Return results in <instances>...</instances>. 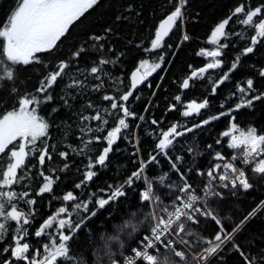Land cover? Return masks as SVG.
I'll use <instances>...</instances> for the list:
<instances>
[{
    "label": "snow or ice",
    "instance_id": "obj_1",
    "mask_svg": "<svg viewBox=\"0 0 264 264\" xmlns=\"http://www.w3.org/2000/svg\"><path fill=\"white\" fill-rule=\"evenodd\" d=\"M168 4L169 10L149 30L148 37L129 38L121 47L114 39L119 37V25L139 19L143 5L134 2L121 5L111 21L97 23L74 36L85 20L105 6V0H3L0 3L3 9L0 88L10 82L12 87L7 92L15 96L19 91L16 82L21 68L46 70L40 74L33 90L24 91L10 108L0 112V245H3L0 264H79L71 252L70 240L79 230L87 228L100 210L127 196V190L137 182L145 184L138 191L139 203L147 204L153 188L146 175L150 167L158 169L154 177L162 182L159 186L164 182L172 183L174 175L191 190L192 176L201 178L203 187L196 191L205 196V201L222 200L225 193L232 196L248 193L257 186V181L264 183V132H258L256 127L240 131L235 122L239 110H253L258 104L264 106V84L261 83L264 82V65L258 68L249 65L254 74L233 80L250 54L264 51V2L253 5L251 0H234L226 14L217 18L204 41L208 46H201L195 52V56L203 60L188 63L184 73L172 79L176 93L171 95L164 115L156 118L149 113V105L156 106L152 100L146 101L142 110L131 105L141 100L137 95L141 86L168 91L163 85L169 69L182 46L194 39L186 26L198 23L199 17V13L192 14L191 0H168ZM237 26L240 31L236 30ZM248 31L251 34L247 36V43L237 48L232 38L243 40ZM70 38L69 54L50 66L46 58L60 54ZM132 49L138 51V56L130 58ZM232 49H236L235 55L226 60V54ZM198 83L208 86L207 94L199 100L188 99L186 90ZM227 83H231V90L218 99V90ZM155 90L152 97H156ZM214 102H218L216 113L198 122L185 119L164 123L169 112L178 111L183 118L199 117L202 110L213 107ZM142 113L148 114V118ZM221 117L230 120V126L219 135L231 136L228 146L232 149L244 146L240 165L235 155L228 158L214 149L213 144L221 145L220 139L206 144L210 157L206 167L197 161L203 153L195 135L187 148L190 162L183 154L176 153L177 138L195 130L209 131L203 126ZM130 120L136 122L135 128ZM141 123L155 126L151 130L145 128L147 135L156 141L146 157L141 154L136 131ZM61 129L65 138L69 132L74 133L73 142L67 143L65 150L57 151L56 144L50 142L55 139L51 131ZM121 139L132 144V155L137 157L133 163L137 167L123 180L93 191L94 178L107 168L106 161L114 146L116 151L121 150L118 146ZM92 143L102 148L94 159L87 158L83 170L77 169L75 191L68 190L56 198L61 201L60 206L30 233L36 219V197L51 194L60 179L59 173L69 169L70 158L84 155L81 145ZM161 158L167 164V171L163 170ZM56 160L61 161L62 167L56 165ZM32 168L42 178L34 197H30L29 191L16 190ZM261 212H264V199L234 223L230 231L215 211L210 215L201 213L200 218H210L217 226L201 244L206 264H264V248L254 250L256 246L251 242L242 244L237 240L247 223ZM191 223L199 225L201 220L194 219ZM30 235L46 237L47 242L37 248L29 242ZM150 236L155 238V232L144 233L135 246H129L122 256L116 257L115 264H149L148 253L164 247L159 240L153 246ZM236 253L238 257L233 258Z\"/></svg>",
    "mask_w": 264,
    "mask_h": 264
},
{
    "label": "trees",
    "instance_id": "obj_2",
    "mask_svg": "<svg viewBox=\"0 0 264 264\" xmlns=\"http://www.w3.org/2000/svg\"><path fill=\"white\" fill-rule=\"evenodd\" d=\"M2 2L3 0H0V3ZM129 2L143 5V8L139 19H135L134 22H126L119 25V37L114 39L121 47L124 46L126 40L129 38L139 36L148 37L149 30L154 24L158 23L159 19L170 8L168 0H105V6L85 20L73 35L82 34L84 30L95 27L97 23L102 24L111 21L114 18L116 9ZM261 2H264V0H251L253 5ZM233 3L234 0H191L192 14L199 13L198 23H190L186 27L194 39L191 42H186L182 46L173 65L169 69L163 85L168 91L161 92L160 90H155L154 87L150 89L141 86V91L137 93V95L141 96V100L134 102L131 105L133 108L142 110L146 101L152 100L156 106L149 105V113L156 118L164 115L167 103L171 102V95L176 93L175 87L171 84L172 79L183 74L188 63H199L203 60V58L196 57L195 52L201 46H208L204 41H206V36L210 32V26L214 24L217 18L224 16L228 7ZM2 14L3 9H0V15ZM140 20L143 21L142 24ZM236 30L240 31L241 29L237 26ZM250 34V31L245 32L243 40H239L236 37L232 38L237 43V48L247 43V36ZM176 38V36L172 37L173 40H176ZM70 45L71 38L62 46L60 54L46 58L51 62L50 66H54L58 59H62L69 54ZM235 51L236 49L229 51L226 54V60L232 59ZM129 56L130 58L138 56V51L135 49L130 50ZM249 65H254L257 68L264 65V51L258 50L255 55L250 54L244 62V67L235 74L233 80H240L246 78L247 75L254 74L253 69ZM45 71L41 67L33 68L26 66L21 68L18 73L19 80L16 82L19 91L15 96L9 95L7 92V89L12 87L10 82L5 83L4 87L0 88V112L10 108L14 104L15 99L24 91L33 90L37 85L40 74ZM261 83L264 84V82ZM231 87V83H227L226 86H221V89L218 90V99L222 98L223 94L231 90ZM207 88L208 86L206 84L201 86L198 83L194 88L186 90L187 98L199 100L207 94ZM154 90L156 91V97H152L151 95ZM96 98L95 96L92 97L93 100H96ZM217 108L218 102H214L213 107L202 110V115L194 118H183L179 115L178 111H172L167 114L164 123L167 125L171 121L183 122L185 119H188L190 122H198L201 118L214 115ZM145 115L148 118V114ZM109 122L110 124L112 123L111 120ZM129 122L135 128L136 122L131 120ZM235 122L240 131L246 132L249 128L256 127L258 132H264V106L258 104L253 110H239L236 114ZM229 126L230 120L221 117L218 121H212L210 125L203 126L204 129L209 131L195 130L193 133H186L185 136L177 138L176 153L183 154L185 159L190 162L191 154L187 152V148L192 144L193 136L195 135L196 143H198L199 149L203 153L200 157H197V161L206 167L210 160L206 144L213 143L215 139H220L221 145L213 144L214 149L221 151L228 158L235 155L237 157V164L240 165L243 160V147L232 149L228 146V141H230L231 136L222 137L219 135L221 132L226 131ZM154 127L141 123L140 128L136 129L140 137L139 147L141 154L145 157L149 151L154 149L156 142L153 136L147 135L145 128L151 130ZM63 131V129L60 131H51V135L55 139L50 142L56 144L57 151L65 150L66 144L73 142L74 133L69 132L67 138H65ZM75 135H78V133H75ZM236 135H239V132H236ZM74 146L76 145L74 144ZM118 146L121 150L116 151L114 146L113 152L109 154L108 160L106 161L107 168L100 170L98 177L94 178L91 184L93 191L97 187H106L107 183L115 184L117 181L123 180L126 175L130 174L137 167L133 163L137 157L132 155L134 152L132 144L121 139L118 142ZM101 148L102 145L95 143H92L90 146L81 145V150L85 154L70 158V167L65 172L59 173L60 179L54 184L53 192L51 194L45 193L43 197H36L37 203L34 205L36 208V219L29 229L30 233H34L39 223L47 215L51 214L56 207L60 206L61 201L56 198L62 197L63 193L68 190H74L73 184L79 176L77 169L83 170L84 165L87 163V158L91 156L94 159ZM161 164L163 165V170L167 171V164L162 158ZM56 165L62 167L61 161L56 160ZM157 171L158 169L155 167H150L146 173L153 184L152 191L147 197V204L139 203L138 191L144 188L145 184L143 182H137L133 188L127 190V196L119 198L115 204H110L105 209L100 210L97 216L88 222L87 228L79 230L70 240L71 252L78 258L79 264H115L116 257L122 256L129 246H135L136 241L144 233H152L154 231L156 234L159 231L158 220L167 218L176 209L177 205H179L181 198H188L190 194L199 198L202 197L197 192L203 187L201 178L192 176L189 181L193 186L191 190H188L184 182L178 180L174 175L172 176V183L164 182L163 186H159L162 182L159 181L158 177H154ZM41 184L42 178L37 174L36 169L32 168L28 172L25 180L17 186L16 190L29 191L30 197H34ZM256 185L248 193L238 194L237 196L225 193L224 199L222 200L215 198L207 201L202 200L198 206L192 208L190 217L182 219L180 224L182 232L178 234L175 231V244L173 246L158 248L155 253L156 261L154 264H200L199 258L205 253L202 250L201 244L217 227L210 218H200V214L207 213L210 215L211 212L215 211L221 218L225 228L230 231L234 223H238L247 212L256 206V203L264 199V183L257 181ZM86 194L87 192L85 191ZM49 201H51V204H49ZM21 206L24 207L23 204ZM68 206L71 207V202H68ZM73 219H75V216H73ZM194 219H200L201 223L199 225H193L191 221ZM262 238H264V212L259 213L247 223L238 235L237 240L242 244L251 242L256 246L254 250H257L264 248ZM28 240L37 248H40L42 243L47 242L46 237L36 238L34 235H30ZM2 246L0 245V247ZM238 255V253L234 254L233 258L238 257Z\"/></svg>",
    "mask_w": 264,
    "mask_h": 264
},
{
    "label": "built area",
    "instance_id": "obj_3",
    "mask_svg": "<svg viewBox=\"0 0 264 264\" xmlns=\"http://www.w3.org/2000/svg\"><path fill=\"white\" fill-rule=\"evenodd\" d=\"M242 147L244 148V146ZM202 200H205V196L199 198L193 194H190L188 198H181L179 205H177L176 209L167 218L158 220L159 231L155 234V238L150 236L153 246L156 245L157 240L163 243L164 247L173 246L176 242L175 231L178 234L182 232V227L180 226L182 219L190 217L192 208L198 206ZM157 250L148 253L150 257L149 264L155 263V253ZM144 264H147V262H144Z\"/></svg>",
    "mask_w": 264,
    "mask_h": 264
},
{
    "label": "rangeland",
    "instance_id": "obj_4",
    "mask_svg": "<svg viewBox=\"0 0 264 264\" xmlns=\"http://www.w3.org/2000/svg\"><path fill=\"white\" fill-rule=\"evenodd\" d=\"M242 146H243V145H241L240 147H242ZM204 255H205V253H204L203 255H201V257H200V260H199V261H200V264H201V263H202V264L205 263V260H204V261L201 260V258L204 257Z\"/></svg>",
    "mask_w": 264,
    "mask_h": 264
},
{
    "label": "bare ground",
    "instance_id": "obj_5",
    "mask_svg": "<svg viewBox=\"0 0 264 264\" xmlns=\"http://www.w3.org/2000/svg\"><path fill=\"white\" fill-rule=\"evenodd\" d=\"M201 260L204 261V258L202 257Z\"/></svg>",
    "mask_w": 264,
    "mask_h": 264
},
{
    "label": "water",
    "instance_id": "obj_6",
    "mask_svg": "<svg viewBox=\"0 0 264 264\" xmlns=\"http://www.w3.org/2000/svg\"><path fill=\"white\" fill-rule=\"evenodd\" d=\"M199 260H200V258H199ZM205 263H206V262H205ZM205 263H204V264H205ZM201 264H202V263H201Z\"/></svg>",
    "mask_w": 264,
    "mask_h": 264
}]
</instances>
